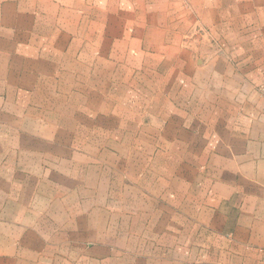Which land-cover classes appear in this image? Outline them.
Wrapping results in <instances>:
<instances>
[{"label":"rangeland","instance_id":"374dc122","mask_svg":"<svg viewBox=\"0 0 264 264\" xmlns=\"http://www.w3.org/2000/svg\"><path fill=\"white\" fill-rule=\"evenodd\" d=\"M96 3L66 33L63 59L49 63L46 87L64 93L63 111L38 113L63 143L64 180L41 175V187H34L37 177L33 187H13L10 211L19 217V205H30L26 247L79 250L81 264L91 257L123 264V247L153 250L150 237L168 227L156 220L165 221L169 204L176 214L169 226L182 229L185 196L196 195L184 190L198 187V177L185 181L182 128L169 120L184 112L170 111L169 99L186 91L199 104L215 89L235 87L231 70L242 66L237 57L248 42L257 46L264 12L255 0H235L234 11L222 0H115L111 9ZM263 82L257 90L264 96ZM56 180L63 187L48 186ZM7 189L0 187V211Z\"/></svg>","mask_w":264,"mask_h":264},{"label":"crops","instance_id":"0c3cea01","mask_svg":"<svg viewBox=\"0 0 264 264\" xmlns=\"http://www.w3.org/2000/svg\"><path fill=\"white\" fill-rule=\"evenodd\" d=\"M103 1L101 7L111 9L115 0ZM222 1L230 5L227 11L240 8L235 0ZM255 1L264 12V0ZM93 3L96 8V0H0V187L10 193L0 211V264H81L83 259L79 250L26 247L30 205H19V217L10 208L17 203L13 187H33L34 177V187H41V175L64 180L59 166L65 158L63 143L38 113L63 111L64 93L46 87L52 80L49 63L63 59L66 33L75 31L72 25L80 15L91 14ZM65 16L77 19L64 25ZM250 43L237 57L242 66L237 63L238 70H231L235 87L215 89L214 97L199 104L186 91L169 99L170 111L184 112L169 120L178 119L174 127L182 128L178 137L184 144L185 181L198 177V187L184 190L196 195L185 196L182 229L169 226L176 224L169 204L165 221L156 220L168 227L150 237L153 250L139 243L123 247V264H264V96L257 90L264 80V23L257 46ZM39 77L41 87L34 88ZM159 89L172 96L170 87ZM62 184L56 180L48 186Z\"/></svg>","mask_w":264,"mask_h":264},{"label":"built area","instance_id":"2783aa9c","mask_svg":"<svg viewBox=\"0 0 264 264\" xmlns=\"http://www.w3.org/2000/svg\"><path fill=\"white\" fill-rule=\"evenodd\" d=\"M260 91L264 93V82L260 85Z\"/></svg>","mask_w":264,"mask_h":264}]
</instances>
